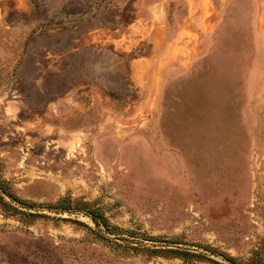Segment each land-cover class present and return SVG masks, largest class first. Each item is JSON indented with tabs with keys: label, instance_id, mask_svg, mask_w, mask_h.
I'll return each mask as SVG.
<instances>
[{
	"label": "rangeland",
	"instance_id": "rangeland-1",
	"mask_svg": "<svg viewBox=\"0 0 264 264\" xmlns=\"http://www.w3.org/2000/svg\"><path fill=\"white\" fill-rule=\"evenodd\" d=\"M209 1L145 103L133 0H0V264H264V0Z\"/></svg>",
	"mask_w": 264,
	"mask_h": 264
},
{
	"label": "crops",
	"instance_id": "crops-1",
	"mask_svg": "<svg viewBox=\"0 0 264 264\" xmlns=\"http://www.w3.org/2000/svg\"><path fill=\"white\" fill-rule=\"evenodd\" d=\"M207 2L210 5L209 0H133L135 17L117 41L145 40L150 46L148 56L133 58L129 66L131 85L149 89L143 102H158L169 78L188 71L208 53L203 40L216 18L206 19L202 7Z\"/></svg>",
	"mask_w": 264,
	"mask_h": 264
}]
</instances>
